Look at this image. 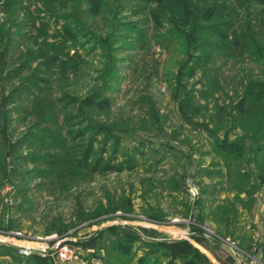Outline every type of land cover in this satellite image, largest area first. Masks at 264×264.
Wrapping results in <instances>:
<instances>
[{
	"label": "rangeland",
	"instance_id": "obj_1",
	"mask_svg": "<svg viewBox=\"0 0 264 264\" xmlns=\"http://www.w3.org/2000/svg\"><path fill=\"white\" fill-rule=\"evenodd\" d=\"M187 1L0 0V264L264 259V4Z\"/></svg>",
	"mask_w": 264,
	"mask_h": 264
},
{
	"label": "trees",
	"instance_id": "obj_2",
	"mask_svg": "<svg viewBox=\"0 0 264 264\" xmlns=\"http://www.w3.org/2000/svg\"><path fill=\"white\" fill-rule=\"evenodd\" d=\"M238 2H258V3H262L264 4V0H235ZM177 6H183V7H188V1L187 0H170L169 2V7L171 8V10H175V7ZM217 6L219 5H214L211 7H208V9H206V11L203 13V19L206 20L207 22H212L215 18L216 15V8H218ZM186 21H182L180 19H178V17H175V23L177 24H182L184 26H187L188 24L185 23ZM196 38V36H195ZM92 145L89 147V149H91ZM23 256V255H21ZM25 257V256H24ZM27 257V256H26ZM33 258H36V261L40 264H47V260L39 257V256H33Z\"/></svg>",
	"mask_w": 264,
	"mask_h": 264
},
{
	"label": "built area",
	"instance_id": "obj_3",
	"mask_svg": "<svg viewBox=\"0 0 264 264\" xmlns=\"http://www.w3.org/2000/svg\"><path fill=\"white\" fill-rule=\"evenodd\" d=\"M37 250H39L42 255H47V249L46 246L37 247L31 244L24 245L19 248V253L23 256H30L34 254ZM237 264H264V259L262 257H246L244 255H241L238 259Z\"/></svg>",
	"mask_w": 264,
	"mask_h": 264
}]
</instances>
